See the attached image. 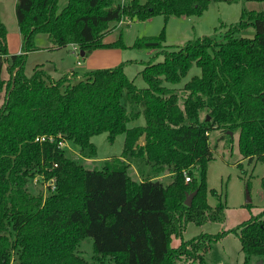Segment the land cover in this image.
<instances>
[{
	"label": "trees",
	"instance_id": "1",
	"mask_svg": "<svg viewBox=\"0 0 264 264\" xmlns=\"http://www.w3.org/2000/svg\"><path fill=\"white\" fill-rule=\"evenodd\" d=\"M59 1L18 0L21 54H10L0 18V264H206L213 243L231 232L244 264L264 262V212L172 245L189 222L226 218L224 195L207 178L213 130H222L228 144L238 131L243 158L264 160V11L245 8L238 22L165 49L163 61L141 71L147 86L139 88L126 61L56 80L40 65L27 75L24 63L39 48V33L53 47L75 43L85 55L124 48L121 38L105 41L124 17L202 14L211 0H68L62 9ZM249 27L252 36L243 34ZM163 38L164 30L149 40ZM194 63L201 72L180 92L167 85ZM143 116V125H127ZM103 132L111 141L124 133V151L89 167L98 151L92 137ZM210 196L218 197L214 205Z\"/></svg>",
	"mask_w": 264,
	"mask_h": 264
},
{
	"label": "rangeland",
	"instance_id": "2",
	"mask_svg": "<svg viewBox=\"0 0 264 264\" xmlns=\"http://www.w3.org/2000/svg\"><path fill=\"white\" fill-rule=\"evenodd\" d=\"M128 1L122 0L121 2L126 3ZM141 1L145 2L146 0ZM67 3L68 0H60L59 9H62ZM2 7H4L5 11L8 10L7 5L3 3V0H0V8ZM245 8L258 12L264 11V0H211L202 14L174 15L167 19H165L164 14H157L140 20L124 17L122 21L114 23L113 29L106 35L105 41H114L121 38L122 42L126 44L122 48L124 52L123 60L115 66L126 61L125 72L127 76L133 79L139 88H142L147 86V82L142 77L141 71L150 62L163 61L165 49L183 45L197 36L212 34L222 24L238 22ZM6 13L9 14V12ZM11 28V26L7 28L8 35L9 32H13ZM163 30L164 38L161 40L162 44H158L156 40H149L151 37H157ZM253 33V27H249L243 32V34L248 36H252ZM140 40L144 44L136 46L134 43ZM35 42L39 48L28 52L24 63L27 75H31L35 67L39 65L49 71L54 77L65 74L71 68H75L78 72L84 74L89 69L90 63H107V60L110 59L108 56L101 57L95 54V49L85 56H81V58L86 59L85 65H78L73 45L75 43L62 47H53L50 45L51 42L46 33H39ZM150 42L155 43V45H147ZM90 69L96 68L92 67ZM200 72V67L194 63L180 82L176 84L167 82V85L177 88L180 92L181 87L190 81L193 75L200 74ZM8 73V64L5 62L2 76L5 77ZM3 103L4 99L0 96V107ZM144 122L145 118L143 116L139 119L128 121L127 125L129 127L138 126L143 125ZM222 136L223 131L220 129H215L211 132L209 142L214 150V158L209 165L207 178L209 187L211 189L215 188L218 195H224V200L227 204L224 211L226 212V218L224 220H209L201 224L189 222L182 236L173 237V246H177L182 240H189L201 233L214 234L224 230H231V228L241 222L248 220L253 214L257 215L264 212V160L254 159L250 161L247 158H243L239 150L238 131L233 134L232 141L229 144L226 143ZM92 141L98 151L97 157L94 159L96 162L93 160V162L88 163L89 167L100 164L99 161L105 158L122 155L125 147V134H118L111 141L108 132H103L93 135ZM142 142L143 138L140 139V143ZM71 147L76 149L74 145H71ZM130 173L132 176L138 177L137 169L134 165L131 166ZM249 198L250 201H248ZM217 201L218 197L210 196L209 202L211 205H214ZM84 246L85 249L89 250L91 247L90 240H87ZM212 246L205 254L204 261L206 264H244L242 245L235 233L231 232L223 236L215 241ZM177 264L199 263L181 259Z\"/></svg>",
	"mask_w": 264,
	"mask_h": 264
},
{
	"label": "crops",
	"instance_id": "3",
	"mask_svg": "<svg viewBox=\"0 0 264 264\" xmlns=\"http://www.w3.org/2000/svg\"><path fill=\"white\" fill-rule=\"evenodd\" d=\"M17 2H18V0H3V3H5L7 5L8 10L5 11L4 7L0 8L1 20L3 21V23L6 24L7 28H9V26H11L12 27L11 30L13 31L11 33L9 32L8 39H7L10 54H21V52L23 51V48L21 47L22 41H23V36H22V33L20 32V30L18 28L17 15L15 13V8H16ZM6 12H9V14ZM47 37H48V35H47ZM50 45H51V43H50ZM45 46H49V45H45ZM74 51H75V49H74ZM95 52H96L95 54H97L101 57H107L108 56V57H110V59L107 60V63H102V62L101 63H98V62L90 63L89 64L90 67H88L89 69L87 71H89L90 68H92V67L93 68H99V67L105 66L104 68H107V67L115 66L116 64L120 63L123 60V56H124L123 49L120 47L100 48V49H96ZM75 53H76V51H75ZM76 55H77V53H76ZM80 60H81V62H83L82 65L86 64V62H85L86 59L81 58ZM77 61H78V57H77L76 62ZM46 72L49 74V76L52 78V80H56V79L60 78L62 75H64V74H62L58 77H54L51 75V73L49 71L46 70ZM66 73H72V75H74L73 76L74 78H80V77H82V75H84L83 73L78 72L75 68H71ZM8 77H9V73L6 74L5 77L2 76L3 79H7ZM0 96L5 101V92H2L0 94Z\"/></svg>",
	"mask_w": 264,
	"mask_h": 264
},
{
	"label": "water",
	"instance_id": "4",
	"mask_svg": "<svg viewBox=\"0 0 264 264\" xmlns=\"http://www.w3.org/2000/svg\"><path fill=\"white\" fill-rule=\"evenodd\" d=\"M147 45H155V43L150 42ZM84 55H85V52L82 50L81 51V56H84ZM231 134H232V132H231ZM195 194H196V191L192 192V193H188L186 195L187 196V198L185 200L186 204H188V205L192 204V201H193V198H194ZM248 201H250V198L248 199ZM256 262H257V264H264V262L262 260H258Z\"/></svg>",
	"mask_w": 264,
	"mask_h": 264
},
{
	"label": "built area",
	"instance_id": "5",
	"mask_svg": "<svg viewBox=\"0 0 264 264\" xmlns=\"http://www.w3.org/2000/svg\"><path fill=\"white\" fill-rule=\"evenodd\" d=\"M129 20V19H128ZM74 45V49H75V51H76V53H77V57H78V64L79 65H82L83 64V62H81V54H80V50H79V48H78V45H76V44H73ZM71 75H72V73H70ZM44 138V137H43ZM61 145L62 146H67V147H70L69 146V144H68V142L67 141H63V142H61ZM185 179L187 180V181H190V177H189V175L188 174H185Z\"/></svg>",
	"mask_w": 264,
	"mask_h": 264
}]
</instances>
